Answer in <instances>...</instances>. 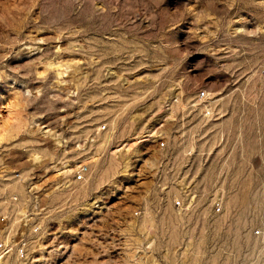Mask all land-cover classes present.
<instances>
[{"label":"rangeland","instance_id":"374dc122","mask_svg":"<svg viewBox=\"0 0 264 264\" xmlns=\"http://www.w3.org/2000/svg\"><path fill=\"white\" fill-rule=\"evenodd\" d=\"M0 242L264 264V0H0Z\"/></svg>","mask_w":264,"mask_h":264},{"label":"built area","instance_id":"2783aa9c","mask_svg":"<svg viewBox=\"0 0 264 264\" xmlns=\"http://www.w3.org/2000/svg\"><path fill=\"white\" fill-rule=\"evenodd\" d=\"M196 98L198 102L205 101L207 98V94L204 89H201L197 91ZM105 124L101 125V128H104ZM86 170V165L80 166V168L77 171V174L75 175V179H81L83 177V173ZM176 204L180 203V200H175ZM215 210L218 211L220 210V204L216 203L215 204ZM12 249V245L7 242H0V256H2L4 253L9 252ZM15 254L17 258L19 259H24L27 256V251H26V241H21L16 244L14 247Z\"/></svg>","mask_w":264,"mask_h":264}]
</instances>
